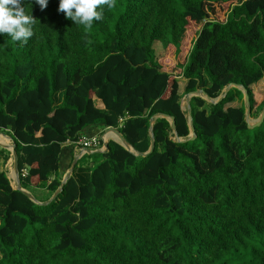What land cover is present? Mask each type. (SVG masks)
Here are the masks:
<instances>
[{"label": "trees", "instance_id": "obj_1", "mask_svg": "<svg viewBox=\"0 0 264 264\" xmlns=\"http://www.w3.org/2000/svg\"><path fill=\"white\" fill-rule=\"evenodd\" d=\"M58 5L24 0L37 19L27 43L0 34V133L27 169L21 187L46 189L44 201L82 136L115 127L143 153L162 113L187 138L189 92L214 99L241 85L250 118L260 116L252 86L264 78V0H115L91 29ZM190 107L195 139L177 142L168 119L155 118L150 154L109 140L77 160L47 205L0 170V264H264V119L247 126L236 87Z\"/></svg>", "mask_w": 264, "mask_h": 264}, {"label": "clouds", "instance_id": "obj_2", "mask_svg": "<svg viewBox=\"0 0 264 264\" xmlns=\"http://www.w3.org/2000/svg\"><path fill=\"white\" fill-rule=\"evenodd\" d=\"M35 3L39 5L40 10H44L47 7L48 0H35ZM103 6H107L109 9H111L115 6V0H59L57 11L60 13H63L65 18L73 21L75 25L77 26L82 25L86 29H91L94 21L103 20L104 18ZM36 22H37V19L34 18L31 15V13L29 14L28 12H26L25 7H24V0H0V34H7L8 36L11 37L13 41H16V42L27 43L28 39L31 38L34 34L33 26L36 24ZM115 129L118 130V128H115ZM102 133H99L97 135H92V136H82L85 138L97 137L98 145L94 147L80 146V148L76 149L75 148L76 143L73 144L74 158L78 157L79 159L84 154H90V153H87L85 149L89 151H93L91 153H95L94 151L103 150L104 140L103 138H101ZM2 134L3 133H0V135ZM112 138L113 137H108V138H105V140L109 141V140H112ZM99 153H102V152H99ZM9 159H11V163H12L11 153H10ZM69 168L65 171V173L69 170ZM20 175L21 173L19 172V179H20ZM15 186H16V183H15ZM15 186L13 187L15 188ZM40 202H46V201H40Z\"/></svg>", "mask_w": 264, "mask_h": 264}, {"label": "water", "instance_id": "obj_3", "mask_svg": "<svg viewBox=\"0 0 264 264\" xmlns=\"http://www.w3.org/2000/svg\"><path fill=\"white\" fill-rule=\"evenodd\" d=\"M230 87L239 88L243 92V100H244L245 108H246L245 109V120H246L247 126L249 128H253V127L261 125V123H262V121L264 119V108L262 109V111L260 113V116L256 120H250V103H249V97H248V94H247V90L241 85H237V84L231 83V84L227 85L223 89L222 93L217 98H214V99L209 97L201 89H197V90L189 92V93H187L185 95L186 107L184 108L181 105V108H182V110H186V114H187V118H188L189 134H188L187 138H181V137L177 136L175 119H174L173 116H168V115H165V114H162V113H156L155 115H153V117L150 120V144H149V147H148L147 151H145L143 153L136 152L133 149V147L127 142V140L123 137V135L117 129H115L113 127H108L107 129L104 130V132L101 135V138H103V140H104V142H103L104 149L103 150L94 151V152H105V151H107V149H108V146H107L108 141L105 140L104 136H105V134L107 132H111V133H113L115 135V137H113L112 140L117 142L118 144H120L126 150L132 152L133 154L141 155L142 157L150 154L154 150V147H155V141H154V137H153V134H152L153 119L158 118V117H164V118L168 119V121L170 122L171 131L175 135V139H176L177 142H185L187 140H193L196 137V133H195V129H194V126H193L192 115H191V107H190V99H191V97H193V96H201L206 101L211 102L213 104H216V103L220 102L225 97V95L227 94V92H228ZM2 135L7 137L9 140H11V138L9 136H7L5 134H2ZM0 147L9 150L10 153H11L12 170H13V173H14V179H15V183H16L15 189L20 190L31 201H33L34 203L39 204V205H47L50 202H52L58 196V194L61 192V190L63 188V185L66 182L67 178L71 176L72 171L74 169V166H75V164L77 162V159H78V157H75L73 159L69 170L65 173V175H64V177H63V179L61 181L60 186L53 193V195L46 202H40L29 191H27L26 189L22 188L21 185H20L19 168H18V156H17L16 149H15V147H16L15 143L11 140V144L10 145L0 144ZM85 150H86L87 153L93 152V151H89L87 149H85Z\"/></svg>", "mask_w": 264, "mask_h": 264}, {"label": "crops", "instance_id": "obj_4", "mask_svg": "<svg viewBox=\"0 0 264 264\" xmlns=\"http://www.w3.org/2000/svg\"><path fill=\"white\" fill-rule=\"evenodd\" d=\"M161 53V51L159 52L158 51V55ZM160 56V55H159ZM181 81V80H180ZM179 81V92L181 93V91L183 90L182 88L180 89V84H182V81L180 82ZM99 134V133H98ZM108 137H115V135L113 134V133H111V132H109V133H107V138ZM2 142H7L6 140H5V138L2 140ZM9 160V159H8ZM6 161V162H4L3 163V159H2V157L0 156V170H5L6 172H7V175H8V177H9V173L11 172L12 173V163L11 162H9V161ZM68 164H69V156L67 155V154H65L64 155V157H63V159L61 160V162H60V169H62L63 170V168H66L67 166H68ZM10 178V177H9ZM30 190H28L31 194H33L34 195V197L36 196V198L38 199V200H42V201H44L43 199H45V196H46V194L47 195H49V193H48V191L46 190V189H44V188H41V187H37V186H33V187H30L29 188ZM36 193V194H34V192ZM47 197V196H46Z\"/></svg>", "mask_w": 264, "mask_h": 264}, {"label": "rangeland", "instance_id": "obj_5", "mask_svg": "<svg viewBox=\"0 0 264 264\" xmlns=\"http://www.w3.org/2000/svg\"><path fill=\"white\" fill-rule=\"evenodd\" d=\"M218 17V16H217ZM216 17V18H217ZM222 18V16H220V19ZM196 33V32H195ZM155 48H156V52H158V50L159 51H161V53L159 54L160 56H162V55H164L163 53H164V50L162 49V47H161V45L160 44H156V46H155ZM165 66L166 67H168L169 65L167 64V63H165ZM182 81V79H179V81ZM180 81V82H181ZM184 84H185V82L184 81H182V84H180V89L182 88L183 89V87H184ZM252 88H253V90H254V95H255V99H256V103H258L263 97H264V78L262 79V80H260L258 83H256V84H254L253 86H252ZM181 92H183V90L181 91ZM181 104H182V106L185 108L186 107V104H185V95L182 97V100H181ZM236 105H239V102L238 101H235V102H232V103H229V104H227L226 105V107L227 106H236ZM250 120H255V118H253V117H251L250 118ZM2 136V135H1ZM5 137V136H4ZM5 138H7V137H5ZM8 139V138H7ZM9 140V139H8ZM11 142H10V140H9V144H10ZM9 162H11V159H9L8 160ZM12 169V168H11ZM9 177H10V180H11V184L13 185V186H15V179H14V173L12 172H10L9 173ZM34 192V191H33ZM34 194H36L35 192H34ZM46 196H47V194H46ZM45 196V197H46Z\"/></svg>", "mask_w": 264, "mask_h": 264}, {"label": "built area", "instance_id": "obj_6", "mask_svg": "<svg viewBox=\"0 0 264 264\" xmlns=\"http://www.w3.org/2000/svg\"><path fill=\"white\" fill-rule=\"evenodd\" d=\"M98 145V138L97 137H92V138H85L82 137L77 143L75 148L78 149L80 148V146H84V147H94ZM21 175L23 177H25L27 175V170L23 169L21 172Z\"/></svg>", "mask_w": 264, "mask_h": 264}, {"label": "bare ground", "instance_id": "obj_7", "mask_svg": "<svg viewBox=\"0 0 264 264\" xmlns=\"http://www.w3.org/2000/svg\"><path fill=\"white\" fill-rule=\"evenodd\" d=\"M107 133H109V132H107ZM107 133L105 134V138H107ZM4 137V136H3ZM0 144H3V145H9V141H7V142H2V141H0Z\"/></svg>", "mask_w": 264, "mask_h": 264}]
</instances>
